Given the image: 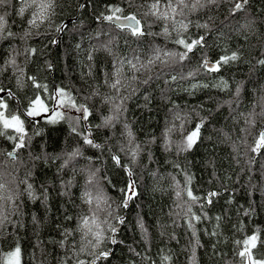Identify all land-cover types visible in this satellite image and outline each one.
<instances>
[{"label": "trees", "instance_id": "obj_1", "mask_svg": "<svg viewBox=\"0 0 264 264\" xmlns=\"http://www.w3.org/2000/svg\"><path fill=\"white\" fill-rule=\"evenodd\" d=\"M241 1L0 4V264L264 261V0Z\"/></svg>", "mask_w": 264, "mask_h": 264}, {"label": "snow or ice", "instance_id": "obj_2", "mask_svg": "<svg viewBox=\"0 0 264 264\" xmlns=\"http://www.w3.org/2000/svg\"><path fill=\"white\" fill-rule=\"evenodd\" d=\"M5 2H6V0H0V4H4ZM244 3H247V0H244ZM244 3H236L235 6H234V11H238V10L243 9ZM50 6L51 5H44V4H41L40 5V7L42 9L43 8H46V7H50ZM153 7H156V5H153ZM114 11H120V9H115ZM21 13H23V9H21ZM3 19L4 18L2 16H0V22H2ZM106 19L112 20L113 17L112 16H109ZM116 19L119 20L120 17H117ZM123 19L126 20V21H128V23H127V25H120L121 27H125V26L128 27L134 34H139L140 33L139 22L136 21V18H135L134 15L133 16L124 17ZM178 43L185 44V42L183 40L178 41ZM194 43H199V41H196ZM185 47L190 50L191 47H192V45L185 44ZM236 58H237L236 57V54L233 53V55L230 58L229 57H222L221 60L224 63H227L229 59L235 60ZM262 63H264V61H262ZM216 67H218V65ZM216 67H214L213 70H216ZM0 91H3V89H0ZM34 103L35 104H39L41 106V110H44V111L47 110L46 108L43 107V104L39 100V98H37V100ZM83 111L85 113H87V109H83ZM35 114H37V110L36 109H33L32 111H30L28 113V115H35ZM0 117H2V114H0ZM3 123H4V126L5 127H15L16 128V131L23 132L22 121L20 120V118L18 116H12L11 117V120L4 119ZM197 135H198V129L196 131L192 132L189 135V137H188L189 147L191 146V143L194 141V138ZM20 139L22 141L23 140V137H21ZM86 142L87 143H92L91 140H87V139H86ZM21 146H22V144H21ZM260 147H264V132H262L260 134L259 140L257 141V149H259ZM9 155L11 156V155H13V153H9ZM29 187H31V186H29ZM191 195H192L191 192H189V196H191ZM210 195H215V194L213 193V194H210ZM2 215L3 214L0 213V216H2ZM197 219H199V217H197ZM113 231H115V229H113ZM255 240H256V237L255 236L250 237L249 241H245V245H247L250 241H255ZM100 242H101V239H100L99 235H97L96 244L98 245ZM113 242H115V241H113ZM253 246H255V245L253 244ZM246 253H248V248L247 247H245V250L243 252H241L240 255L243 257V256H245ZM10 255H11V257H14L15 258V260L12 262V264H19L20 248L17 247L14 250V252L11 253ZM107 255H108L107 252H101L100 253V256L101 257H107ZM249 259H251L250 256H249ZM255 264H264V261L255 262Z\"/></svg>", "mask_w": 264, "mask_h": 264}, {"label": "water", "instance_id": "obj_3", "mask_svg": "<svg viewBox=\"0 0 264 264\" xmlns=\"http://www.w3.org/2000/svg\"><path fill=\"white\" fill-rule=\"evenodd\" d=\"M239 3H242V2H239ZM113 17V19H112V21H114L115 23H117V24H124V23H127L128 21H126V20H124L123 18H120L119 20H117L116 18V16H112ZM137 21V20H136ZM67 22L65 21L64 22V24H66ZM196 41H199V43H194V42H196ZM202 44V41H200V40H194L192 43H191V45H192V47H191V49L189 50V49H187L188 51H192V50H194L198 45L200 46ZM22 128H24V125H23V123H22ZM262 132H264V130L263 131H261V133ZM260 133V134H261ZM10 153H13V155H11V156H15V153L14 152H10ZM123 219V217H121L120 218V221ZM121 227H122V223L120 222V223H118L115 227H114V229H115V231H113L112 232V235H111V242L114 244L115 242H116V233L121 229ZM113 241H115V242H113ZM86 263V260H84L83 261V264H85Z\"/></svg>", "mask_w": 264, "mask_h": 264}, {"label": "rangeland", "instance_id": "obj_4", "mask_svg": "<svg viewBox=\"0 0 264 264\" xmlns=\"http://www.w3.org/2000/svg\"><path fill=\"white\" fill-rule=\"evenodd\" d=\"M5 94H11V91H9V90H4V89H3V91H0V98L3 97ZM39 100L42 102L43 107L47 109V105H46L45 103H43V101H42L41 99H39ZM34 107L37 108L38 110H41V106H40L39 104H35ZM8 120H11V118H9ZM259 137H260V136H259ZM259 137H258L257 140H256V146H257V141L259 140ZM134 191H135V188H134L133 184H130V186H129V190H128V197H130L132 194H134ZM8 197H9V195H8ZM3 217H4V215H3ZM120 222H121V221H120ZM120 222H119V223H120ZM116 225H117V224H116ZM116 225H115V226H116ZM115 226H114V227H115ZM113 229H114V228H113ZM112 232H113V230H112ZM112 232H111V234H110V238H111ZM245 255H246V257L248 258V259H247V264H255V262L252 260V258L249 259V256L251 257V255H250V253H249V250H248V253H246ZM8 264H12V263L9 262Z\"/></svg>", "mask_w": 264, "mask_h": 264}, {"label": "flooded vegetation", "instance_id": "obj_5", "mask_svg": "<svg viewBox=\"0 0 264 264\" xmlns=\"http://www.w3.org/2000/svg\"><path fill=\"white\" fill-rule=\"evenodd\" d=\"M242 3H244V1H241ZM196 40H200V39H196ZM194 41V40H193ZM191 41V43L193 42ZM201 41V40H200ZM190 43V45H191ZM199 46V45H198ZM222 57L218 58V59H213L210 55H207L203 58L202 62L204 64V66L213 71V68L216 67L218 65V67H216V70H220L222 68ZM219 62V63H218ZM197 129L193 130L192 132L196 131ZM263 131V130H262ZM191 132V133H192Z\"/></svg>", "mask_w": 264, "mask_h": 264}, {"label": "bare ground", "instance_id": "obj_6", "mask_svg": "<svg viewBox=\"0 0 264 264\" xmlns=\"http://www.w3.org/2000/svg\"><path fill=\"white\" fill-rule=\"evenodd\" d=\"M147 66V65H146ZM147 68V67H146ZM145 69V68H144ZM153 70V69H152ZM145 72H146V70H145ZM150 73V72H149ZM257 79V78H256ZM257 82V81H256ZM250 87V86H249ZM251 88V87H250ZM248 89V88H247ZM21 142V141H20ZM132 145V144H131ZM135 147V146H134Z\"/></svg>", "mask_w": 264, "mask_h": 264}]
</instances>
